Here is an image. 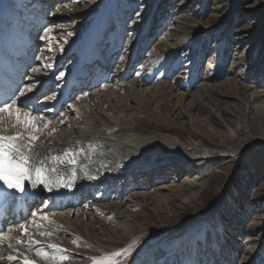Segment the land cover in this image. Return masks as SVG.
<instances>
[{"label":"bare ground","instance_id":"bare-ground-1","mask_svg":"<svg viewBox=\"0 0 264 264\" xmlns=\"http://www.w3.org/2000/svg\"><path fill=\"white\" fill-rule=\"evenodd\" d=\"M60 1L42 0L39 1L40 3H35L36 1L27 3L25 0H0V41L14 31L18 34V41L22 45L19 51L27 54V56L20 55L23 58L16 60V63L22 64L23 74L18 78L16 85L19 90L29 84L38 88L37 91L29 94L27 99L20 98L23 103L29 104L36 110L34 115L44 118L38 121L41 128L40 139L35 141L34 146L46 155L34 158L46 159L58 155L60 160L67 161L69 156L63 154L66 151L78 161L75 166H61V174H67L69 178L72 170L77 173L74 187L60 188L53 192L44 191L43 188H28L24 194L13 195L11 212L16 208L21 211L23 209L21 204L42 202L43 205L38 209L34 208L32 213L45 214L52 223L37 216L36 224L42 226L41 230L52 231L54 234L40 235L36 227L30 223L32 216L22 223L8 224L1 232L3 240L0 244V264H22L24 258L34 260L36 264H49L34 251L29 250L27 247L29 240H37L45 246L56 244L66 249L68 254L71 253L72 247L76 246L73 241H79V239L93 244L96 250L91 258L110 256L114 252H120L121 256L117 258L120 264H163L165 261L163 258L166 257L165 250L172 248L173 238L191 226L196 227L202 221L211 219L213 214L199 217L190 227L174 230L159 240L158 244L130 255L128 249L140 240V236L132 238L125 248L117 247L135 229L131 221L133 216L128 213L131 205L118 201L120 212L117 220L121 225L107 237H99L90 231L89 223L75 216L78 213L90 216L92 214L90 205L97 200L108 201L109 192L106 195H92L85 203L82 199L86 194L90 195L89 192H94L97 186L113 188L120 182L126 183L127 187L136 184L138 190H146L152 184H161L159 190L162 192L153 194V198L156 199L158 196L160 198V195L168 190H178L176 185L168 184L170 181L166 182L165 179L162 184L160 178L162 176L167 178L169 175L173 176L180 172L181 176L174 177V180L176 183L182 180L186 184L185 189L179 188L181 190L179 195L186 196L183 200L186 204L195 200L201 193L202 179L196 175L200 174L207 165L211 163L248 164L253 156H261V154L264 161V108L256 105L257 98L261 99L263 93L259 96L256 94L257 98L253 102L245 100V103H237L238 109H231L233 113L207 104L202 106L201 98L198 97L199 93H195L190 102L186 103L191 92H179L180 98L171 105L167 99L173 92H149L147 89L143 92V86L148 81H152L150 77H146V80L135 77L127 83L134 66V62L129 64L131 58H135V61L139 60L140 41L133 44V47L131 44L126 45L125 50L121 52L115 49V42L112 43L110 53L102 51L99 46L100 29L105 23L110 22L111 10L116 0H105L98 11H94L93 6L85 8L81 6L72 14L73 19L69 22L70 24H61L51 29L54 32L64 27L67 30L71 29L75 33L70 32V39L62 35V37L47 35L48 31H44L46 24H56L57 21L51 18L62 16L61 10L65 5L59 4V11H53L51 13L53 17H48L50 9L55 8V4ZM172 12L164 10L161 16L167 20ZM65 17L62 20L66 19ZM92 19H94L92 27L83 34L86 29L84 24ZM174 24L175 21H172L167 26L168 32L160 40L161 43L173 36ZM151 28L153 32H156L158 27L154 25ZM146 30L148 29L141 32ZM41 37H47V39H41ZM55 45L58 51H55L53 55H39L45 50L52 53ZM81 48L83 50L78 61L72 63L73 67L62 79H57L62 67L66 65H63L65 60L70 59ZM36 53H38L37 56ZM96 57L104 61L100 64L102 78L92 75L93 71L89 69ZM29 60L35 61L34 68L38 70L37 72L32 71L33 67L29 69ZM142 69L145 71V66ZM102 79V83L90 90L86 88L85 91L76 93L77 90L88 87L89 84H97ZM168 87L172 86L169 84ZM121 88H126L129 92H119ZM48 96L54 99L48 100ZM72 97H74L73 101ZM256 109L257 113L254 112ZM28 110L30 109H24V111ZM201 112H204L206 116ZM212 112L223 119L221 121L227 124V130L218 125L219 121L215 120V113ZM48 121H51V124L45 128L44 124ZM10 123H15V118L9 120L7 116H4L0 121V134H15L17 129L10 128ZM137 123H145L147 126L144 127L145 129L139 128ZM19 130L23 131L22 128ZM244 130L247 136L240 140ZM254 131L259 137L255 136L256 140L249 142L248 138L255 134ZM197 132L211 134L217 138L218 144L212 147L219 151L213 152L201 148L198 143L200 141L206 143V141L202 140ZM137 196L147 200L150 193L140 192ZM22 225L28 227L26 235L21 234ZM17 241H23V243H17ZM9 255L18 256V260L7 261L6 258ZM124 257L126 259H123ZM90 264H93L92 259Z\"/></svg>","mask_w":264,"mask_h":264},{"label":"rangeland","instance_id":"rangeland-1","mask_svg":"<svg viewBox=\"0 0 264 264\" xmlns=\"http://www.w3.org/2000/svg\"><path fill=\"white\" fill-rule=\"evenodd\" d=\"M68 3L72 6H68ZM104 3L105 0H61L55 4V8L50 9L48 17H53L51 13L59 8V4H63L66 7L62 5L64 8L61 15L65 14L66 19L62 20V16L51 18L57 21L56 24H46L44 31H48L47 35L70 39L68 33L71 29L69 31L64 27L57 32L51 29L61 24H70L72 14L81 6H93L94 11H98ZM49 7L50 5L47 9ZM164 10L176 12L169 14V18L165 20L161 16ZM93 20L84 24L86 29L82 30L83 34L90 30ZM110 20L111 22L105 23L100 29L101 48L103 43L105 46L110 44L113 36L120 42L118 48L115 46L118 52L124 51L126 45L131 44L133 47L137 41L141 42L138 49L139 60L131 58L129 63L134 62V66L127 83L135 77L143 80L150 77L152 81L143 86V92H173L167 99L171 105L180 98L179 92H191L186 103L190 102L195 93H199L202 106L207 104L230 113H233L231 109H238L237 103H245V100L253 102L257 95L263 93L261 99L257 98L256 105L264 108V0H116ZM172 21H175L173 36L161 43L160 40L168 32L167 26ZM154 25L158 27L156 32L151 28ZM145 29L148 30L141 32ZM82 50L83 48L65 60L63 65H66L60 68L61 72L67 74L70 71ZM55 51H58L56 45L52 53L45 50L39 55L51 56ZM29 64V69L36 65L35 61ZM174 65L178 67H172ZM99 82L97 84H100ZM169 84L172 87H168ZM86 88H81L78 92L85 91ZM119 92L129 91L121 88ZM71 100L73 101L74 97ZM200 109L202 111V108ZM254 112L257 113L258 110ZM216 119L219 121L218 125L227 130V124L222 123L223 119L217 113ZM137 126L144 128L147 125L137 123ZM243 132L240 140L247 136L245 130ZM197 133L206 141L198 143L201 148L219 151L214 148L218 144L217 138L211 134ZM254 133L248 138L249 142L256 140L257 133ZM262 160L261 154L253 156L248 164L207 165L196 175L202 179L201 193L195 200L186 204L183 201L186 196L179 195V188L185 189L186 184L182 180L177 183L174 180V177L181 176L180 172L169 175L170 179L165 178L166 176L160 178L162 184L165 179L166 182L170 181L168 184L176 185V194L168 190V193H162L160 198L158 196L156 199L153 194L162 192L159 190L161 184L158 183L149 185L146 190H138L136 184L127 187L123 182L113 188L97 186L94 192L85 195L83 203L92 195H106L109 192L108 201H94L90 205L93 216L78 213L75 217L79 216L89 223L90 231H93L95 236L107 237L121 225L117 220L120 212L118 201L131 205L128 213L133 216L131 221L135 229L117 247L125 248L132 238L140 236V240L129 248L131 255L158 244L159 240L174 230L190 227L197 218L213 214L211 219L202 221L196 227L191 226L173 238L172 248L165 250L163 264H264ZM140 192L150 193L149 199L139 198L137 194ZM234 211L238 214L232 222L228 215ZM74 241H77L74 243L76 246L68 253L71 258L64 264H90L96 250L93 244L81 239Z\"/></svg>","mask_w":264,"mask_h":264},{"label":"snow or ice","instance_id":"snow-or-ice-1","mask_svg":"<svg viewBox=\"0 0 264 264\" xmlns=\"http://www.w3.org/2000/svg\"><path fill=\"white\" fill-rule=\"evenodd\" d=\"M68 35H71V33H68ZM41 39H47V37H41ZM32 71L37 72L38 70L33 68ZM64 75L61 72L57 79H62ZM37 90L38 88L33 85H25L19 90V96L13 94L7 99L0 100V121L3 120L4 116H7L9 120L14 117L15 123H10L9 127L17 129L14 135L0 134V191L24 194L28 188H43L44 191L53 192L58 191L60 188H72L76 183L77 173L74 170L71 171L70 178L67 174H61V166H75L78 163L77 159L68 152L65 151L63 153L69 156L67 161L60 160L58 155L50 156V158L46 159L34 158L46 155L35 149L34 146L35 141L40 139L41 128L38 121L44 118L34 115L36 110L31 108L29 104L23 103L20 98L27 99L29 94ZM47 99L51 100L54 97L48 96ZM24 109L30 110L24 111ZM50 124L51 121H48L44 124V127L47 128ZM21 128L23 131L19 130ZM30 215L33 217L30 223L36 227L40 235L51 236L54 234L52 231L41 230L42 226L36 224L35 218L37 216L52 223L47 215L37 212H33ZM21 227L23 228L21 234L26 235L28 227L23 225ZM2 240L3 234L0 233V244H2ZM73 242L75 243V241ZM17 243H23V241H17ZM27 247L30 251H34L37 256L48 261L49 264H64L65 261L71 258L67 254L66 249L56 244L45 246L41 245L37 240H29ZM46 249H51L52 251L50 252ZM130 251L131 249H128V252ZM120 256V252H114L110 256L93 257L91 259L93 264H120L119 259H117ZM6 259L7 261L16 262L18 256L9 255ZM22 264H36V262L24 258Z\"/></svg>","mask_w":264,"mask_h":264},{"label":"trees","instance_id":"trees-1","mask_svg":"<svg viewBox=\"0 0 264 264\" xmlns=\"http://www.w3.org/2000/svg\"><path fill=\"white\" fill-rule=\"evenodd\" d=\"M237 214L238 213L234 211L233 213L229 214L228 217L232 222H234V219L237 218Z\"/></svg>","mask_w":264,"mask_h":264}]
</instances>
